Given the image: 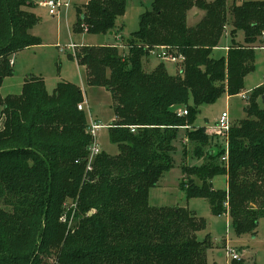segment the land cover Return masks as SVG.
<instances>
[{"label":"trees","instance_id":"trees-1","mask_svg":"<svg viewBox=\"0 0 264 264\" xmlns=\"http://www.w3.org/2000/svg\"><path fill=\"white\" fill-rule=\"evenodd\" d=\"M226 2L153 0L126 49L83 46L74 54L88 84L104 87L113 97L109 139L118 154L101 152L91 170L86 169L91 137L86 114L77 108L83 101L77 85L60 81L48 93L42 78L31 77L19 95H0V264H206L209 240L196 236L205 220L186 207H153L148 193L173 167L180 127L192 125L201 105L222 94L243 93L244 78L254 69V53L263 42L264 0ZM29 4L0 0V87L13 73L10 59L39 44L30 34L37 18L23 9ZM193 7L204 15L187 26L186 13ZM125 9L126 0H89L74 31L117 35ZM226 31L231 43L224 56L214 58L211 53ZM238 31L242 43L235 40ZM160 46L185 57L176 75L160 62L143 70L142 60ZM259 95L264 98V84L248 97L247 118L231 124L218 154L205 149L222 137H211L203 127L185 133L192 158L206 155L208 160L182 164L179 186L188 198H207L214 215L227 214L237 235L254 232L264 216ZM174 107L187 115H177ZM217 175L226 176V189L213 187ZM66 198H76L77 209L68 211L62 225ZM72 215L76 223L65 232Z\"/></svg>","mask_w":264,"mask_h":264},{"label":"rangeland","instance_id":"rangeland-1","mask_svg":"<svg viewBox=\"0 0 264 264\" xmlns=\"http://www.w3.org/2000/svg\"><path fill=\"white\" fill-rule=\"evenodd\" d=\"M47 1L49 0H29L30 4L23 8L37 18V23L30 29V34L38 39L39 44L22 49L13 56V59H10L15 63L13 73L4 78L0 87V95L3 98L19 95L24 81L31 77L42 78L48 93H52L60 81L77 85L83 95V101L80 104H84L87 120L92 118L95 122L104 125L96 134L99 149L108 155H117L118 147L109 139V128L115 120L112 94L104 87L88 84L86 70L77 63L74 54L83 46H110L121 41L122 44L127 45L131 35L138 29L140 15L151 9L153 0H126L125 13L121 18L122 27L118 32L121 37L118 39V35L114 36L110 33L92 34L86 31H74L79 10H82L89 0H53L61 5L54 15L50 14L44 5ZM233 1L240 4L263 0H227V6H230ZM203 15L204 12L196 7L189 9L186 13L187 26H193ZM230 19L231 15L228 13L229 23ZM227 32L218 47L213 49L212 57L220 58L225 55V49L231 43ZM235 40L238 43L243 42L242 31L237 32ZM70 44L75 45L74 51L68 48ZM260 46L254 53V69L245 76L243 81V91L247 97L264 84V40ZM156 63L157 60L152 55L145 57L142 60L143 70L146 72L153 70ZM165 68L169 75L177 74L178 68L174 65L165 64ZM261 97L263 98L259 95L256 99L259 107L264 105L260 102ZM246 104L248 102L241 98V94L234 96L222 94L215 102L201 105L194 114L192 125L180 127L178 136L173 142L175 146L173 167L161 176L157 185L150 188L148 193V203L153 207H186L197 217L205 220V229L197 232L196 236L199 241L205 238L209 240V246L206 249V264H232L227 253L230 249L241 253L239 260L246 264H264V216L258 218L254 232L237 235L227 214L214 215L207 198H188L185 190L179 186L182 180V164L201 165L208 160L206 155L199 160L192 158L193 145L185 137V133L194 131L195 128L209 126V130L204 129L206 134L213 137L214 125L220 115L227 113L228 121L233 125H238L247 118L244 109ZM173 109L175 113H178L183 108L174 107ZM221 139H215L213 142L211 140L205 151L213 150L218 154L219 146L224 145L222 142L224 139ZM215 160L218 162V158ZM212 185L215 189H226V176H215L212 179ZM77 202L76 198H66L63 201L59 223L62 225L65 223L68 211L71 208L77 209ZM73 219L74 215L70 217L65 232L72 230L76 223Z\"/></svg>","mask_w":264,"mask_h":264},{"label":"built area","instance_id":"built-area-1","mask_svg":"<svg viewBox=\"0 0 264 264\" xmlns=\"http://www.w3.org/2000/svg\"><path fill=\"white\" fill-rule=\"evenodd\" d=\"M44 5L48 8L49 13L52 15H54L56 13V10L59 9V7L61 6L60 3H57L53 0H49L45 2ZM120 37L121 36L118 35L117 39ZM261 39L264 40V31L261 33ZM114 46L119 49H126V46L122 44V41L115 44ZM68 48L74 51L75 45L70 44ZM149 55H152L160 63L174 65L175 67L178 68V71L180 70V68L182 67L185 61V57L182 54H177L173 49L167 46H160L153 48L149 51ZM10 63L12 64V61ZM241 98L244 101L248 100V97L245 95V93H241ZM77 108L78 110H84V104H79ZM177 115L185 116L187 115V110L182 109L177 113ZM230 126L231 124L228 121L227 113H222L218 118V120L216 121L212 133L213 135L222 137L226 141ZM102 127H104L103 124L97 123L91 118H88L86 132L91 137V143L88 146V156H87V164H86L87 170H91V166L94 158L101 153V150L99 149L96 143V134L97 131ZM108 127H110V125ZM134 130L135 128H131L132 132ZM222 160L226 161V155L222 157ZM227 253H228V257L231 258V260H239V255H241V253L239 254L237 251L233 249H230L229 251H227Z\"/></svg>","mask_w":264,"mask_h":264},{"label":"crops","instance_id":"crops-1","mask_svg":"<svg viewBox=\"0 0 264 264\" xmlns=\"http://www.w3.org/2000/svg\"><path fill=\"white\" fill-rule=\"evenodd\" d=\"M110 34H112V33H110ZM118 35V34H117ZM114 36H116V35H114ZM227 49V48H226ZM225 49V50H226ZM148 60V59H147ZM149 62V61H148ZM159 62L157 61V63L154 65V67L158 64ZM15 63H14V60H13V65H14ZM244 90V89H243ZM243 93H244V91H242ZM92 119V118H91ZM93 120V119H92ZM231 124V123H230ZM3 128V118L2 117H0V130ZM204 128L206 129V130H209L210 128H209V126H204Z\"/></svg>","mask_w":264,"mask_h":264},{"label":"water","instance_id":"water-1","mask_svg":"<svg viewBox=\"0 0 264 264\" xmlns=\"http://www.w3.org/2000/svg\"><path fill=\"white\" fill-rule=\"evenodd\" d=\"M263 99V98H262ZM248 106H246V108H247Z\"/></svg>","mask_w":264,"mask_h":264}]
</instances>
